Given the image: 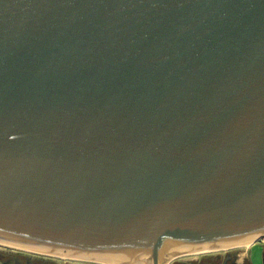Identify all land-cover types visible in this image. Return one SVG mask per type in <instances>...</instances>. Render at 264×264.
I'll use <instances>...</instances> for the list:
<instances>
[{"label": "water", "instance_id": "water-1", "mask_svg": "<svg viewBox=\"0 0 264 264\" xmlns=\"http://www.w3.org/2000/svg\"><path fill=\"white\" fill-rule=\"evenodd\" d=\"M263 236L264 0H0V240L165 264Z\"/></svg>", "mask_w": 264, "mask_h": 264}, {"label": "flooded vegetation", "instance_id": "flooded-vegetation-1", "mask_svg": "<svg viewBox=\"0 0 264 264\" xmlns=\"http://www.w3.org/2000/svg\"><path fill=\"white\" fill-rule=\"evenodd\" d=\"M259 242L264 244V241L260 240ZM254 245L247 248V254L242 259L238 255L239 249H234L233 251H224V253H214V257L205 258L202 262H186L184 264H251L249 250ZM12 251L14 250H9L6 253L0 252V264H90L79 258L74 260L75 258L72 259L71 257L66 259L58 256L60 258H55V255L47 253L33 254V252Z\"/></svg>", "mask_w": 264, "mask_h": 264}, {"label": "bare ground", "instance_id": "bare-ground-1", "mask_svg": "<svg viewBox=\"0 0 264 264\" xmlns=\"http://www.w3.org/2000/svg\"><path fill=\"white\" fill-rule=\"evenodd\" d=\"M264 238V236L262 237ZM254 238L253 239H248V240H245L243 242H238V243H233V245H226V246H222V247H218V248H202V249H199L198 251H194V252H190V253H186V254H181V253H178L176 254L174 257H180V256H186L188 254H200V253H205V252H210V251H216V250H222V249H229V248H234V247H241V246H251L253 242ZM0 244L2 245H7V246H10L12 248H19V249H23V250H33V251H37V252H45V253H48V254H51V255H61V257L63 258H66V257H71V258H75V259H78V258H82V259H87V260H93V261H96L98 263H101V264H133L134 263V259H131L130 257H126L125 259L124 258H119V256H116V257H112V256H97V255H85V254H72L71 253H68V252H62V251H58V250H47V249H38V248H35V247H27V246H24V245H21V244H16V243H13L11 241H3V240H0ZM118 257V258H117ZM115 259V261H113ZM170 262H172V260L170 261H167L165 264H169Z\"/></svg>", "mask_w": 264, "mask_h": 264}, {"label": "rangeland", "instance_id": "rangeland-1", "mask_svg": "<svg viewBox=\"0 0 264 264\" xmlns=\"http://www.w3.org/2000/svg\"><path fill=\"white\" fill-rule=\"evenodd\" d=\"M251 245H254L249 250L251 264H264V244H262L259 241H257V242H255V243H253ZM248 247L249 246H247V245L246 246H241V247L237 246V247H234V248L210 251V252H205V253H200V254L199 253L198 254H188L186 256L177 257V259L175 258L174 260H181L182 262H186V261H190V262H199L200 261V262H202L203 260H205V258H210L211 256H213L214 253H224V251H227V250L228 251H231V250L233 251L234 249H239V254L238 255H239V258L242 259V257H244L247 254L246 250H247ZM9 250H14L12 252L21 251V252H29V253L33 252V254H40V252H37V251H33V250L28 251V250H23V249H19V248L17 249V248H12V247L7 246V245L5 246V245L0 244V252L6 253V252H9ZM43 253H45V252H42L41 254H43ZM205 254H207V255H205ZM58 256H61V255H55V258H60ZM68 257H66V259ZM79 259L84 260V262H88L90 264L91 263L101 264V263H98V262L93 261V260L90 261V260L82 259V258H79ZM74 260H76V259H74ZM172 262H173V260H172ZM172 262H170L169 264H173Z\"/></svg>", "mask_w": 264, "mask_h": 264}, {"label": "crops", "instance_id": "crops-1", "mask_svg": "<svg viewBox=\"0 0 264 264\" xmlns=\"http://www.w3.org/2000/svg\"><path fill=\"white\" fill-rule=\"evenodd\" d=\"M243 258V257H242ZM177 259V258H176ZM178 261V262H177ZM186 262H190V261H186ZM186 262H182L181 260H173V264H184V263H186Z\"/></svg>", "mask_w": 264, "mask_h": 264}]
</instances>
